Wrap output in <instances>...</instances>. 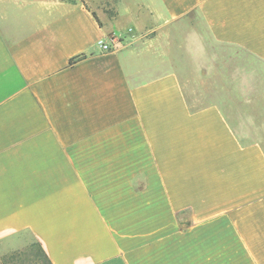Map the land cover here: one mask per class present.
I'll list each match as a JSON object with an SVG mask.
<instances>
[{"label":"crops","instance_id":"1","mask_svg":"<svg viewBox=\"0 0 264 264\" xmlns=\"http://www.w3.org/2000/svg\"><path fill=\"white\" fill-rule=\"evenodd\" d=\"M21 231L52 264H264V0H0Z\"/></svg>","mask_w":264,"mask_h":264},{"label":"trees","instance_id":"2","mask_svg":"<svg viewBox=\"0 0 264 264\" xmlns=\"http://www.w3.org/2000/svg\"><path fill=\"white\" fill-rule=\"evenodd\" d=\"M82 58V56H78L76 61ZM22 233L30 234L33 240L26 243L23 248L17 249L10 254L2 255V264H52L41 244L29 231H21L12 235L18 236Z\"/></svg>","mask_w":264,"mask_h":264},{"label":"rangeland","instance_id":"3","mask_svg":"<svg viewBox=\"0 0 264 264\" xmlns=\"http://www.w3.org/2000/svg\"><path fill=\"white\" fill-rule=\"evenodd\" d=\"M100 7L108 15L113 14V10L109 5H106L105 3H100ZM32 240L33 239L28 233H22L21 235H18V236L9 235L5 237V239L0 241V253L1 255L10 254L17 249L23 248V246L26 243L31 242Z\"/></svg>","mask_w":264,"mask_h":264},{"label":"built area","instance_id":"4","mask_svg":"<svg viewBox=\"0 0 264 264\" xmlns=\"http://www.w3.org/2000/svg\"><path fill=\"white\" fill-rule=\"evenodd\" d=\"M97 46L103 51V52H108L111 50V47L109 45L105 44L103 41H99L97 43Z\"/></svg>","mask_w":264,"mask_h":264}]
</instances>
